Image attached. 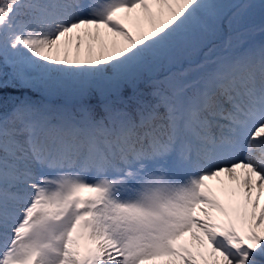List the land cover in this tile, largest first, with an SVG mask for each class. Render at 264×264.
Wrapping results in <instances>:
<instances>
[{
	"label": "snow or ice",
	"instance_id": "snow-or-ice-1",
	"mask_svg": "<svg viewBox=\"0 0 264 264\" xmlns=\"http://www.w3.org/2000/svg\"><path fill=\"white\" fill-rule=\"evenodd\" d=\"M0 264H264V0H0Z\"/></svg>",
	"mask_w": 264,
	"mask_h": 264
},
{
	"label": "rangeland",
	"instance_id": "rangeland-1",
	"mask_svg": "<svg viewBox=\"0 0 264 264\" xmlns=\"http://www.w3.org/2000/svg\"><path fill=\"white\" fill-rule=\"evenodd\" d=\"M254 2L259 4L260 0H254ZM257 16H259L258 11H257ZM59 102H62V101H59ZM237 173L240 179H242L243 171L240 169H237ZM207 184L212 189V191L216 194V196L226 205L229 203L231 193L233 191H235L237 195L235 197H231L232 200L239 199L240 197L239 180H235V181L230 180L225 174H221L219 178H212L208 180ZM185 239H187V237Z\"/></svg>",
	"mask_w": 264,
	"mask_h": 264
},
{
	"label": "trees",
	"instance_id": "trees-1",
	"mask_svg": "<svg viewBox=\"0 0 264 264\" xmlns=\"http://www.w3.org/2000/svg\"><path fill=\"white\" fill-rule=\"evenodd\" d=\"M255 19H256L257 22H259L260 17L256 15ZM8 93H12L14 95H19L20 94L19 92H16L14 89H11V88L5 90L4 95H7Z\"/></svg>",
	"mask_w": 264,
	"mask_h": 264
}]
</instances>
